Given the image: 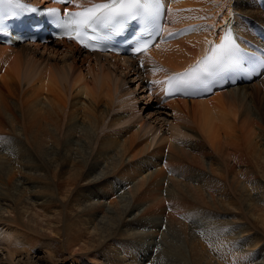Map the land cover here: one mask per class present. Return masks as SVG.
I'll return each mask as SVG.
<instances>
[{
    "label": "bare ground",
    "instance_id": "bare-ground-1",
    "mask_svg": "<svg viewBox=\"0 0 264 264\" xmlns=\"http://www.w3.org/2000/svg\"><path fill=\"white\" fill-rule=\"evenodd\" d=\"M100 1L79 0V4L80 7H84ZM230 1L166 0L169 8L167 27L163 31L160 43L152 50L134 59L88 54L72 41H51L43 44V47L40 43L34 45L25 43L14 47L0 45V184L4 186L0 189V210L7 212L10 210L9 212L14 214V217L11 218L0 216V264H37L32 255L35 246L41 245L46 249V244L51 242L40 235H35L40 232L31 229L30 222L25 224L22 221L25 214L30 211L29 200H32L33 189L41 188L43 191L48 190L55 194L54 179H57V183H61L60 179L66 175H69L68 185L72 184L75 188L82 184L106 185L111 174L122 172L125 163L124 157L130 153L139 138H146L148 142L141 150L137 151L133 158L150 152L151 149L154 156L169 144L167 147L181 157V159L179 158L181 162L185 160L193 165L194 163L190 161L191 158L189 159V155L185 153L184 147L178 143L179 141L186 143L189 138L197 137V133L201 139L196 142L195 148H198V142H202V147L207 144L220 158L210 164L211 172L212 176H215L216 173L218 176L220 175L222 181L225 180L224 189L218 192L227 191L228 193L223 192L225 197L220 195L227 201L213 200L216 198L215 192L207 197L208 184L200 185L202 177L198 171L196 174L190 172L191 176L187 175L188 171L180 174L183 181H192L199 185L195 190L196 198L189 196L186 192L181 193L182 199L185 200L181 207L189 212L188 216L184 218L182 230L187 242L196 238V233L192 230L196 225H187L186 220L189 222L191 218L199 217L203 221L208 220V225H213L206 230L208 235L206 242H209L207 245L213 242L217 249V256L218 253L224 252L223 256H218L219 260L221 257L224 260L223 257H226L224 255L230 248L238 249L235 241L240 239L243 229L241 230L236 225H224L216 222L220 214L211 213L213 211L226 213L230 211L228 210L230 206L225 203L231 199L235 200V206L239 207L242 212L246 211L247 220L258 214L257 219L264 226V144L259 145V139L261 142L264 140V131L255 130L256 124H253L254 120L258 119L264 125V103L257 109L258 116L251 113L249 102L252 104L256 101L253 97L255 93H249L251 86L244 85L226 92H215L213 96H218L211 99L206 98L198 101L175 99L166 103L161 102L166 79L192 66L207 52L209 46L219 41L228 28L236 30L237 38L244 46L264 54V0H258L257 3L261 12L255 8V0H234L236 10L248 16L244 19H248L250 20L248 22L252 23L250 29H244L242 34L235 28V23L231 22L227 15V7L230 8L231 5ZM47 6L51 7L52 5ZM246 34L251 38L246 37ZM79 61L92 65L88 68L90 80L83 75L82 68L78 67ZM127 71L133 73L134 76L136 74L143 93L146 85H150L148 91H150L151 99H153V94L156 96L154 91L156 89V92L159 91L156 96L159 101L157 104L164 103L165 106L170 104V110L176 117L174 122L169 123L164 119L166 126H155L151 121L145 120L143 114L147 108L138 105L140 98L135 96V91H131ZM258 92L257 95L260 98V94H264V92L262 89ZM224 93L226 94L220 95ZM9 98L14 100L12 104L7 103ZM249 99L251 100L249 101ZM11 109L19 112L20 119L15 125L14 121H11V127H9L3 114L6 110L11 111ZM156 109L159 110V108ZM135 127L138 129L137 134L134 133L136 137L131 136L128 141L122 142L121 135L127 129ZM164 128L165 130H163ZM80 133L86 139L82 140V143H80L81 139L76 137ZM243 138L245 140L251 138L244 150L247 157L250 156L253 165L250 174L254 178L245 182H237L238 179L235 177L230 182L227 164L221 159V156L223 157V151L225 152V145L228 147L235 144L234 146H236L238 142L237 144L235 142ZM49 141H52L54 146H48ZM118 149H121L120 160H115L112 163V170L105 168L106 172H103L100 159H107L106 156H109L110 151ZM150 157L153 159L152 156ZM155 162L157 163L156 159ZM71 163L73 164L72 168L70 167ZM169 167L167 164L158 170L152 176L154 179L144 177L145 179L136 187V195L139 193L140 197L154 196L156 199L162 190L160 184L163 180L165 181V168ZM53 170L55 176L50 174ZM19 175L21 177L18 178ZM213 182L215 179L211 183ZM175 185L178 188L188 189L189 187L185 186L181 180L177 181ZM110 186L114 195L117 192L121 193L119 195L121 202L125 203L128 200L126 192L123 191L125 185L122 180L111 182ZM254 190L260 193L252 196L250 193ZM41 198L45 199V196ZM76 199L74 196L73 200L76 201ZM206 199L213 203L209 204L205 201ZM49 202L51 201L47 199L43 205ZM245 203L254 206V209L247 212ZM72 204L73 201L70 202V206L75 205ZM94 204L84 205V209L76 216L75 223L77 225L85 223L84 217L92 218L95 222L99 220H97L96 211L101 208H99L101 203L98 207ZM199 207L204 209L199 210ZM138 208L136 204H127L118 208L116 214L108 209L106 214L114 215L112 218L114 223L107 229L99 228L104 234L100 233V239L95 244L102 245L114 239L116 235L128 232V229L124 230V227L159 229L163 225L154 218L144 223L141 222L142 219L135 217ZM206 210H211V212H206ZM175 211L171 210L173 214ZM156 214L158 215L159 212ZM128 217L130 220L127 221ZM195 223L197 224V220ZM195 230L198 229L195 228ZM191 231L194 234H191ZM202 233L204 232L202 231ZM228 233L231 234L229 239L234 240L235 244L224 238ZM81 235L79 232L74 242H79ZM144 235L146 238H143L146 240H153V237L150 238L153 233H144ZM169 241L173 242L166 236V239L160 242H156V240L152 243L145 242V247L142 248L130 241V251L127 250V252H133V256H138L137 259L144 260L147 257V252L158 247L156 250L157 253L159 251V254L156 253V264H200L202 262L198 259H195L194 262L186 260L183 253L179 254V247L170 245ZM174 242L176 241L174 240ZM202 243L206 244L204 241ZM96 245L88 244L87 248L81 250L90 251L95 249ZM171 249L178 250V254L170 253ZM193 251L198 252V248L195 247ZM46 252L49 256V263L55 264L52 254L47 250ZM233 253L236 252H230L227 255ZM79 258L78 256L75 260ZM229 259L228 257L227 260ZM75 260L73 264H90L86 259Z\"/></svg>",
    "mask_w": 264,
    "mask_h": 264
},
{
    "label": "rangeland",
    "instance_id": "rangeland-1",
    "mask_svg": "<svg viewBox=\"0 0 264 264\" xmlns=\"http://www.w3.org/2000/svg\"><path fill=\"white\" fill-rule=\"evenodd\" d=\"M230 2H231L230 8L227 7L228 10L227 15L229 16V20L235 23V28L242 34L244 29L247 28L250 29L252 23L248 22L250 20L244 19L245 17L248 16L236 10V5L234 0H231ZM257 3L258 0H255L254 6L257 10H259V12H261L260 9L258 8ZM246 37L251 38L250 35L247 34ZM41 47H43V44H41ZM78 63H79L78 67L82 68L83 75L86 76L88 80H90L91 76H88L89 75L88 68L92 67V65L84 64L81 61H79ZM127 75H128V80L131 83V84L129 83L131 91H135V96L137 98H140L138 101V105L147 108V111L145 112V114H143L145 120L151 121L155 126H162V125L166 126L164 119L168 120L169 123H172L176 120L175 119L176 117H174L173 112L170 110L169 107L170 104H168L167 106H165V104H157L158 101L156 100L155 95L153 93L152 96L154 100L151 99L150 91H148L149 90L148 84L146 85L145 92L143 93L142 89H140L141 85L137 80L136 74L134 76L133 73L127 71ZM129 78L131 79V81ZM246 85L251 86V88H249V93H255L253 97L256 99V101L252 104L251 102H249L250 103L249 106L251 108V113L256 114V116H258L257 109H259V106L264 103V94H260L261 96L259 98L257 92L260 89H262V91L264 92V78L263 80L257 79L251 82L250 84H246ZM240 86H244V85H240ZM226 91H228V89L223 90L222 92H226ZM225 94L226 93L220 95H225ZM216 96L218 95L215 96L212 95L208 98L211 99V98H215ZM145 97L148 99H146ZM250 100L251 99H249V101ZM13 101L14 100H12V98L7 99V103L9 102L12 104ZM156 108H159V110L160 108L162 109L159 111ZM3 118L8 123L9 127H11L10 126L11 121H14V125L19 122L18 119H20V114L19 112H16L13 109H11V111L6 110L5 113L3 114ZM253 124L254 125L256 124V126H254L255 130L264 131L263 129L264 125L258 119H255ZM137 130L138 129L136 127L133 129L131 128L127 129V131H125L121 135L120 138L121 141L122 142L128 141L131 136H134L135 132L137 134ZM163 130H165V128ZM76 137L81 139V141L79 139L80 143L83 142L82 140H86L81 135V133L80 135H76ZM165 137L168 136L165 135ZM200 139L201 137L197 133V137L189 138L186 143H180L181 141H179L178 143L179 145L184 147V151L185 153H187V155H189V159L191 158L190 161L194 163V164L192 163L193 165L187 163L185 160L181 162L179 160V158L181 159V157L177 156L176 153L169 150V148L167 147L169 144L166 146L167 148L165 147V149H162L160 153L155 154L154 156H153V150L151 149L150 152L142 153L140 156L133 158L137 153V151L141 150L148 142V139L146 138H142V139L139 138L136 141L130 153L125 155L124 157L125 163L123 164L122 172H118L119 174L118 173L111 174V178H109L108 180L109 182H106V185L101 184V185L91 186L89 184L88 185L82 184L81 186L75 188V186H72V184L68 185L69 175H66L60 179L61 183H57V179L56 180L54 179L53 187H55V192H56L55 194L49 192L48 190L43 191L41 188L33 189L34 194L32 195L31 198L32 200H29L30 211H28V213L25 214L24 218H22V221L25 224L30 222L31 225L29 226L31 227V229L40 232L37 234L34 233L35 235H40V237L49 239L51 241L50 242L48 240V242L50 243L46 244L47 245L46 249L42 248L43 246L41 247V245H38V247L35 246L34 252L32 254L35 262H37V264H50L49 256L46 252L47 250L52 254L54 259L53 261L55 264H73V261L78 256L80 258L75 261L86 259L90 264H114L115 262L118 264H156L155 257L157 254H159V251L157 253L158 247L157 248L155 247L154 248L155 250L153 249V251L150 250L149 252H147V257L144 260H140L139 258L138 259L136 258L138 256L135 255L133 256V252H127V250L130 251L129 243L130 241H132L139 248L140 247L142 248L145 247L144 246L145 242L152 243L155 240L156 242H160L163 239H166L167 236L171 238V240L173 241V242L169 241L168 243L175 247L177 246V248L179 247L178 248L180 250L179 254L183 253V255L186 257V260L189 259L190 262H194L195 259H198L200 261L202 260L200 264H209V263L261 264L263 263L264 262V226L260 222V220L258 221L257 219L259 215L256 214L254 218L249 217V219L247 220L245 217L246 211L242 212L239 209V207H236L235 206L236 202L233 199L228 200V202L225 203V205L230 206L228 208V210L230 211H228L227 213L223 211L211 212V210H206V212H211L212 214H216V213L220 214L219 219L216 222H220L221 224L223 223L224 225H236L241 230L243 229L242 230L243 232H241L242 234H240V239L238 241H235V243H237V246L239 247L238 249L235 247L230 248L229 251L224 255L226 256L223 257L224 260H222V257L219 260L218 256H223L224 252L218 253L217 256V249L215 248L213 242H211L209 245H207V243L209 242H206V240L208 239L206 230H208L210 226L212 227L213 225L211 224L208 225V220L203 221L199 217H196V219L191 218L189 222L188 220H186V224L188 223L187 225H192V224L196 225L195 227L193 226L192 228V230H194L196 233V238L194 240H191L190 242L186 241L182 230H183L184 218L188 216L189 212L187 210L182 209L181 207V204L184 205V201H185L182 199L181 193L186 192L189 194V196L196 198L195 190L198 189L199 185L196 184V182L183 181L184 179H181L182 176H180V174H183L184 172L187 173L188 171L187 175L191 176L190 172L196 174V172L198 171L202 177L200 185L208 184L207 185L208 191L206 192L207 197H209L211 193L215 192L216 198L213 200L217 201V199H223L224 201H227V199L224 198L226 195H224L223 192L225 193L228 192L227 191H223L221 193L218 192L219 190L224 189L226 185L225 180L223 179L222 181L220 175L218 176V174L216 173L215 176H212V172H211L212 170L210 164L215 163L216 160L220 158L217 154H215L212 151V149H210V147L206 143L205 144L207 146L205 145V147H202L203 143L198 142V148H195L196 142ZM250 139L245 140V138H243L240 139V141L239 140L236 141L235 142L236 144L238 142V144L236 145L237 148L236 146H234L235 144H231L228 147L227 145H225L224 147L225 152L223 151L224 154L223 157L221 156V159L224 160L225 163L227 164V169L229 171L228 179L230 180V182H232L233 178L235 177H237L238 179L237 182L239 181L245 182L246 180H252L254 178V176L250 174L253 165L250 160V156L248 158L245 151ZM259 142H258L259 145L264 144V140L263 142H261V140L259 139ZM52 143H53L52 141H49L48 146H52L53 145ZM120 150L121 149L110 151L109 156L108 155H107L108 157L106 156L108 160L107 159L104 160L102 158L100 159V162L102 164L101 165L102 170L104 169L103 172H106L105 168L106 169L109 168V170H112V163L115 160L116 161L120 160L121 158ZM150 156H152L153 159H151ZM155 159L157 163L155 162ZM198 162H201L204 165L203 164L201 165V163ZM167 164L170 167L168 169L165 168V172H166L165 174L167 177L165 176L164 178L165 181L163 180L160 184L163 190V191L161 190L160 195L156 199L154 196L150 198L149 197L146 198V197H140L138 195L139 193L136 195L135 193L136 187L139 184H141V181L145 178L154 179L152 178V176H154L158 170L164 168ZM71 166L73 167L72 163L70 164V167ZM54 173H55L54 170L51 171L50 173L51 176H55ZM210 175L211 178H209ZM19 177L21 176L19 175L18 178ZM214 179L215 182L211 183ZM117 180H122L123 184L125 185L124 187L125 190L123 191L126 192V196L128 198V200L126 201L127 202L129 201L128 203L126 201L125 203L121 202V199L119 198V195L121 193L117 192L115 193V195L114 193H112L113 191L110 186V183ZM125 180H129V181L127 182ZM180 180L182 181V183H184L185 186L187 187L189 186L188 189H185L184 187L178 188L175 185L177 181ZM242 185H244V183H242ZM2 187L4 186L1 185L0 189H2ZM248 190L250 189L248 188ZM240 192L243 193L242 191ZM259 193H260L259 191L254 190L250 194L252 196H255ZM43 195L45 196V199L41 198L44 197ZM220 195H223L224 197H220ZM74 196H76L77 202L73 200ZM177 196L178 198L176 199ZM47 199L51 202H49L46 205H43L44 201H46ZM181 200L183 201V203ZM71 201H73L72 205L74 204L77 205L70 206ZM205 201L209 202V204L213 203V201L208 199H206ZM92 203H95L94 205H97V207L99 203H101L99 206V208L101 207L100 208L101 210L97 209L96 211L97 213L95 212L97 220L98 219L99 220L95 222L92 218L88 219L84 217L85 223H82L84 225L83 226L82 224L77 225L75 223L77 214H79L84 209V205L87 204L88 206ZM127 204H136L139 207L138 210L135 212V217H139L140 219H142L141 222L143 221L144 223L154 218L157 219L158 222H161L163 225L159 229H149L148 227L143 229L144 228L143 226H142L143 228L134 227V226L133 227L130 226L128 228L124 227V230L128 229V232L122 233L120 235H116V237L110 240L109 242L97 246L95 243L99 241L100 233L101 232L103 233L102 230L107 229L109 225L114 223L112 221L114 215L106 214L108 209L110 211L112 210L111 212L116 214L118 208H120L121 206L123 207L124 205ZM157 204L160 207H157L158 206ZM245 204H246L245 207L247 209V212L254 209V206L252 207L247 203ZM232 206L233 209H231ZM160 209L161 211H159ZM172 209L176 210L174 212L175 215L171 212ZM200 209H204V208L199 207V210ZM9 211L10 210H8V212L0 210V216L6 218L14 217V214ZM158 212L159 214L157 215L156 213ZM126 220L127 221L130 220V217L126 218ZM196 220H197V224L196 223L194 224ZM97 222L99 223L97 224ZM98 225L100 226L98 227ZM99 228H101L102 230H100ZM195 228L198 230H195ZM201 230L204 233H202ZM79 232L80 234H82L81 240L79 242H74L75 237L79 234ZM149 232L153 233V236H150V238L153 237V240L145 239L146 236L144 235V233L149 234ZM192 232L193 231H191L190 233L194 234ZM230 235L231 234L228 233V235L225 236L224 238L226 239V241L228 239L230 243L235 244L234 240L229 239ZM174 240L177 243L174 242ZM201 240H203L206 244L202 243L203 241ZM88 244L96 245V248L90 251L81 250L87 248ZM195 247L198 248V252L196 253L193 251ZM233 248L235 249L233 250ZM178 252H179L178 250H174V249L173 250L171 249L170 251V253H174V255L178 254ZM230 252H236V253L227 255ZM228 257L230 258L229 260H227ZM162 264H166V263H162Z\"/></svg>",
    "mask_w": 264,
    "mask_h": 264
},
{
    "label": "snow or ice",
    "instance_id": "snow-or-ice-1",
    "mask_svg": "<svg viewBox=\"0 0 264 264\" xmlns=\"http://www.w3.org/2000/svg\"><path fill=\"white\" fill-rule=\"evenodd\" d=\"M57 2L75 4L78 8L80 7L79 0H57ZM0 5L11 6L6 13L9 16H19L27 10L21 0H0ZM30 10L35 11V9ZM47 11L69 39H77L87 48L89 45L84 43V40L93 39L88 34L89 30L107 29L114 32L129 19L134 20L142 17L145 20H154L159 16L160 3L159 0H101V2L85 6L76 12L65 8L63 15L58 9H48ZM151 35L152 33L145 29V32L141 33V39L133 47V52L145 51L150 46ZM233 55L234 49L231 45L221 44L210 56L198 61L197 67L181 74L177 82L183 85L207 83L208 79L220 71L232 59Z\"/></svg>",
    "mask_w": 264,
    "mask_h": 264
}]
</instances>
